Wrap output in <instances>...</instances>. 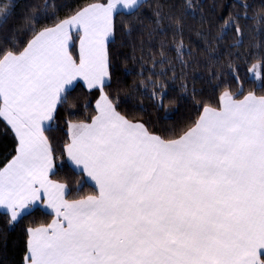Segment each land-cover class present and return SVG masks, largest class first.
Returning a JSON list of instances; mask_svg holds the SVG:
<instances>
[{
  "label": "snow or ice",
  "instance_id": "1",
  "mask_svg": "<svg viewBox=\"0 0 264 264\" xmlns=\"http://www.w3.org/2000/svg\"><path fill=\"white\" fill-rule=\"evenodd\" d=\"M145 2L0 0V264H264V3L186 46L198 6Z\"/></svg>",
  "mask_w": 264,
  "mask_h": 264
},
{
  "label": "trees",
  "instance_id": "2",
  "mask_svg": "<svg viewBox=\"0 0 264 264\" xmlns=\"http://www.w3.org/2000/svg\"><path fill=\"white\" fill-rule=\"evenodd\" d=\"M72 2H75V0H72ZM178 3L180 4H186L188 0H177ZM191 2L195 5L198 6V11H197V20H191L189 19L187 23L191 27V31L186 30L184 34V44L186 46H191L192 41H196L197 43L203 44V40H201L197 35V31H203V32H208L211 31L213 35L216 34V30L221 27L223 24V21H217V17L220 16L221 14L224 16V18H227L228 13L231 12H236L240 11V9L236 8L235 5L237 3H244L245 0H191ZM250 2L254 3L255 5H259L261 3H264V0H250ZM152 3V0H146L145 6L143 11L145 12L147 17L154 18L152 15V10L149 8V4ZM215 5V15L210 14V6ZM167 11V9H165ZM251 15V13H249ZM203 16L205 17V22L201 24L199 22V17ZM124 19L123 16H117V20L120 21ZM250 28L252 31H250L246 35V41L251 38V36L254 34V29L255 25L250 22ZM150 30V25L148 24V20L145 19L144 21V30L143 34H135L132 38L127 39L125 41V44L123 47H120L118 50L121 53L122 57H127V60H124L123 58L119 62V69L120 71L117 73V76L121 77L122 79L124 78V72L125 70L131 69L133 71H138L139 66L135 63H133V57H136L137 59L140 57V47H141V42L143 41L145 44V50L146 45L148 43V36L147 32ZM159 38H157L158 41ZM169 44L172 43V36L171 32L169 31L168 36H167ZM179 39V37L177 38ZM229 43L231 42L230 40L228 41ZM119 44V41H118ZM195 68L196 73H199L201 75L205 74V70L203 68L193 66ZM147 75V74H146ZM171 75V73H169ZM133 82V77H127L126 83L131 84ZM136 83H139V78L136 79ZM259 83V82H257ZM169 84L171 85V88L168 90V96L171 97L174 94L179 93V88H180V81L177 80L175 83H172L169 81ZM200 85H197V88H199ZM79 91V89L77 90ZM152 89L149 88L148 92L151 93ZM143 100V104L141 105L143 112L146 113L144 115L145 119H151L152 122L158 123V124H164L168 125L173 122L179 123L182 121L184 117L188 115V109L184 106H178L176 104H169L168 99H165V105L169 109L168 114H167V119H161V117L164 116V110L161 109L159 112L155 111L152 108L151 101L144 99L143 97L140 98ZM140 101L138 100V103ZM139 114V113H138ZM6 143V140L3 138L2 135H0V154L3 153L4 149V144ZM75 183V181H74ZM20 244L17 242L16 236L13 235L9 238V256H16L18 257L20 255Z\"/></svg>",
  "mask_w": 264,
  "mask_h": 264
}]
</instances>
